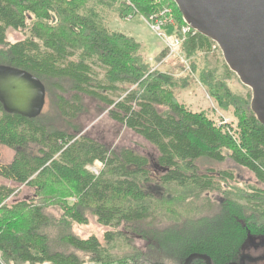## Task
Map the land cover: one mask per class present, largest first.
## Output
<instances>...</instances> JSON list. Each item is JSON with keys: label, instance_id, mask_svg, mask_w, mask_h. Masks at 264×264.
Masks as SVG:
<instances>
[{"label": "trees", "instance_id": "16d2710c", "mask_svg": "<svg viewBox=\"0 0 264 264\" xmlns=\"http://www.w3.org/2000/svg\"><path fill=\"white\" fill-rule=\"evenodd\" d=\"M128 1L144 18L170 9L186 74L158 70L168 61L160 64L167 56L163 50L152 71L140 43L108 27L106 16L132 11L126 1L0 0V66L35 76L45 99L53 91V113L42 111L32 120L7 114L0 104V147L14 153L9 164L0 165V178L14 186L0 185V264H240L252 242H264V190L237 191L242 204L219 188L213 170L200 173L197 166L228 157L264 185V126L250 109V93L239 98L231 90L227 78L235 74L212 41L193 31L181 35L186 24L172 0ZM9 31L28 36L9 43ZM213 52L218 57L211 62ZM194 82L220 109L233 108L236 129L216 125L178 101L175 92ZM83 98L104 106L112 121L155 149L161 177H153L148 160L133 151H110L52 123L57 117L70 128L84 112ZM94 162L103 165L97 177L85 169ZM221 174L220 180L233 178ZM21 187L32 191L30 199L12 201ZM217 190L224 196L216 212L156 225L160 212L181 215L184 200L210 201ZM50 207L59 208L61 216L52 217L46 212ZM90 216L109 230L102 242L70 232L73 225H87ZM52 222L61 228L57 245L72 252L52 251ZM131 236L144 246L134 248ZM118 241L129 251L112 255Z\"/></svg>", "mask_w": 264, "mask_h": 264}, {"label": "rangeland", "instance_id": "374dc122", "mask_svg": "<svg viewBox=\"0 0 264 264\" xmlns=\"http://www.w3.org/2000/svg\"><path fill=\"white\" fill-rule=\"evenodd\" d=\"M125 15H130L132 16V18L130 20H126L125 16L121 17L110 14L109 16H106L105 21L110 29L124 33L127 36L132 37L136 41H138L141 44V54L147 61L148 65H150L151 68L157 67V58L159 53L163 50L166 51L167 54V50H164L165 45L163 40L160 39L154 32H152L145 22L144 19L149 20V18L141 17L138 14L134 15L132 11H127ZM162 34L166 37L168 42L171 43L173 41L172 38L174 36V33L169 25L164 26ZM27 36V32H7V40L9 43L21 41ZM177 51V53L179 54V49H177ZM217 57L218 53L213 52L210 53L209 59L211 62H214V59H216ZM182 59H184L183 56ZM182 59L180 56L176 55L175 57L169 59L166 64L162 65L158 70L166 71L167 73L173 74L175 76H183V74H186L185 72H183L186 65L181 62ZM187 65L190 66V63ZM235 76L233 75L232 77H228L227 84L231 86V90L235 92L239 98H244L250 93L251 100L250 89L243 86ZM50 92L51 93L48 95L50 99L46 98L45 106L43 109V112L48 110L46 114L53 113V110L51 108L52 102H50L52 101L51 95L53 91L51 90ZM175 94L178 101L181 104H184L191 112H203L216 125L223 123V125H228L232 129H236L237 119L233 115V108H231L230 106L227 110L220 109L218 105L209 98L201 84L194 82V85H192L190 88L176 91ZM112 99H117V97H112ZM82 106L84 107V112L78 116L75 122L71 123L70 128H67L66 124L57 117L52 118V123L57 128L67 129L70 134L85 136L98 144L104 145L110 151L121 149L133 151L134 153L148 160V169L151 171L153 177H161L163 173L157 167V153L150 144L135 135L132 131L125 129L122 125H119L112 121L108 117V110L97 102L91 99L83 98ZM73 129L77 131H74ZM224 153L226 156L228 155L227 152ZM13 156V151L5 147H0V165L9 164L12 161ZM197 166L199 168L198 172L200 173H204L207 169L213 170V175L215 177L218 176V180H216V182L219 183V188L225 191L228 190L229 192L226 191V193L229 195L230 199L232 198L235 200H239V197L236 194L237 191H243V193H252L254 189L264 190V185L260 184L252 173H250L246 169H243L242 167L237 166L232 161H230L228 157L222 163L203 161L198 163ZM85 169L89 174L97 177L102 172L103 165L99 162H94L93 164L86 166ZM220 173H230L232 174L233 178L229 181L220 180V178L223 179V175L221 174V176ZM0 185H8L10 187H14L13 185H11V183L1 178ZM149 187L150 192L156 191L155 186L152 183ZM31 194L32 191L30 189L21 187L17 189L11 200H28L30 199ZM223 196L224 193L217 190L210 196V201L206 200L204 197L199 199L193 198L190 200H184L182 202V208H180V210L183 209V214L170 216L165 211L160 212L158 217L159 223H157L156 225H158L159 227H164L170 224H179L187 218L196 219L201 216L209 215L210 213H212V211L216 212L217 200H219ZM11 200L9 201V203L11 202ZM72 201L69 202L73 203ZM239 202L243 204V201L239 200ZM262 207L264 208V206ZM46 212L52 214V217H54L55 219L57 218V216H61L62 214L60 209L56 207H50L46 210ZM88 220L89 221L87 225H73L70 230L71 234L76 235L82 239H87L91 236H95L99 239L100 242H102L103 234L109 230L99 226L96 219L92 216H90ZM119 230H122V227H120ZM58 232H61V228L56 225V223L53 224L52 222V227L49 229L50 237L52 239V251L61 253L72 252L71 248L62 250L57 245L56 242H59L56 240ZM123 233L125 232L123 231ZM131 238L134 248H140L144 246V243L141 240L136 239L134 236H131ZM121 244L122 243L118 241L115 246H112L110 248V252L112 255H122L127 252L128 249L120 246ZM250 248L254 253H248L250 257L261 256L262 252L264 251V242H252ZM73 253L76 254L82 261H86L87 259H89V255L87 254L75 252ZM88 262L89 260H87L86 264H89ZM251 264H255V262ZM256 264H264V261H259V263Z\"/></svg>", "mask_w": 264, "mask_h": 264}, {"label": "water", "instance_id": "95a60500", "mask_svg": "<svg viewBox=\"0 0 264 264\" xmlns=\"http://www.w3.org/2000/svg\"><path fill=\"white\" fill-rule=\"evenodd\" d=\"M172 1L183 22L212 41L229 71L250 89V109L264 126V0ZM45 97V87L35 76L0 66V104L7 114L35 119Z\"/></svg>", "mask_w": 264, "mask_h": 264}, {"label": "built area", "instance_id": "2783aa9c", "mask_svg": "<svg viewBox=\"0 0 264 264\" xmlns=\"http://www.w3.org/2000/svg\"><path fill=\"white\" fill-rule=\"evenodd\" d=\"M120 1H126L130 9L132 10V13L134 15L138 14L128 0H120ZM170 13H171L170 9L166 7L163 8L162 12L159 15L152 16L149 18V20L144 19L147 25L149 26V28L151 29V31L154 32L160 39L163 40L165 45L164 50H167V54H166L167 56L164 58V60L160 62V64L163 63L164 61L171 59L172 57H175L176 55L178 56L177 49L182 42V38H180L179 35H177L178 29ZM131 18L132 16L130 15L125 17L126 20H130ZM165 25H169V27H171L173 30L174 36L172 38L173 41L171 43L168 42L166 37L162 34V30ZM191 31H193L192 32L193 34L195 33L194 30H192L188 25H186L185 27L181 28L180 33L181 35H185ZM160 64H158L157 67L160 66ZM157 67L152 68V71L155 70Z\"/></svg>", "mask_w": 264, "mask_h": 264}, {"label": "flooded vegetation", "instance_id": "af4514ba", "mask_svg": "<svg viewBox=\"0 0 264 264\" xmlns=\"http://www.w3.org/2000/svg\"><path fill=\"white\" fill-rule=\"evenodd\" d=\"M263 247V246H262ZM253 253L252 251H251V248H249L246 252H244L243 254V256L244 257H246L247 258V256L248 257H250V255L248 254V253ZM254 254V253H253ZM249 260V261H248ZM259 261H264V251L262 252V254H261V256H256V257H250V259H247V260H243L242 261V259H241V263L240 264H251V263H254L255 262V264L256 263H259Z\"/></svg>", "mask_w": 264, "mask_h": 264}, {"label": "crops", "instance_id": "0c3cea01", "mask_svg": "<svg viewBox=\"0 0 264 264\" xmlns=\"http://www.w3.org/2000/svg\"><path fill=\"white\" fill-rule=\"evenodd\" d=\"M126 35V34H125ZM127 36V35H126ZM138 42V41H137ZM139 43V42H138ZM141 45V44H140Z\"/></svg>", "mask_w": 264, "mask_h": 264}]
</instances>
